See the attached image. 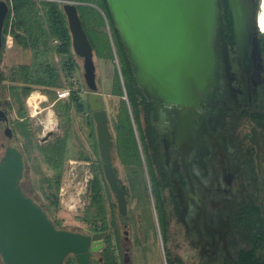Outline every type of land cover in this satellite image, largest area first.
Returning <instances> with one entry per match:
<instances>
[{
  "label": "rangeland",
  "instance_id": "obj_1",
  "mask_svg": "<svg viewBox=\"0 0 264 264\" xmlns=\"http://www.w3.org/2000/svg\"><path fill=\"white\" fill-rule=\"evenodd\" d=\"M67 1L72 2L73 0ZM250 1L255 12V19H257L261 9V0H259L258 5L257 0ZM222 19L224 22V18ZM223 25L224 28L222 29L219 18L213 38L217 68L208 84V89L211 92L210 103L207 106L202 103L197 108L196 118L198 119L206 113L211 116V121L216 122L218 114H220L223 123L227 125V129L230 132H235V138L228 140L230 151L226 152L225 160L216 153V148L210 141L208 145L210 149L206 153V158L208 159L211 172L207 175L206 172L208 171L207 173H209V170H204L202 167L203 161L200 159L199 145L194 144L188 155L184 156L179 146L173 140L170 141L168 136L166 137V135L162 134L166 129V127H163L164 124L170 122V125L173 126L174 120L171 121L168 116L174 117L170 114L175 109L172 106V102L163 101L160 108L161 112H158L159 115L153 110L152 116V123L155 125L157 135L160 136L161 145L164 146L166 151L171 150L170 154H168L169 156H165L164 168H169L172 171L179 167L180 171L185 173L184 163L188 159L191 162L190 168L196 175L194 182H191L186 176L185 185L181 184L180 180L177 179L178 177L174 180V184L177 187L176 195L181 203V210L177 212L176 207L172 204L168 240L171 258L187 259L192 264H217L224 256H229V258L233 259V255H235V248L227 245L225 239L221 246L218 241L220 240L219 238L217 242H213L209 239L210 235H207L202 228L198 229V231L195 230L196 217L201 213L203 207L205 213H201V218L206 216L211 219L214 225L222 223L223 221H220L221 218L225 219L224 222L226 228H228L227 240L232 242L233 246H239L242 243L252 244L255 240L256 230L264 232L262 215L257 210L259 209L260 199H264V183L260 181V173L257 168L256 146L249 140L250 127L256 124L260 129L264 146V121L250 119L247 114L248 111L264 110V55L260 47L255 43L256 38H259V31L262 30L254 20L253 26L250 28L251 42L246 50L247 57L251 59V69L249 71L250 92L248 97L243 89L244 77L241 73L239 62L240 50L237 43L235 42V46L230 40L225 22ZM107 30H109L108 27ZM8 35L6 36L5 47H3L0 58L1 78L10 76L13 66L21 63H30L33 60L31 49H24L16 44L15 41L12 45L8 44ZM11 37L13 36L11 35ZM76 56L80 65L79 76L86 86L80 83L76 72L67 75L66 72L61 70L65 86L57 89L72 88L77 90L78 101L84 104L85 101H88V94L92 89L85 76V59L77 53ZM54 57L58 67H61L58 62L59 56L55 55ZM95 63L97 66L96 79L99 82L97 91L103 94L109 116L110 130L115 139L118 137L121 97L114 95L112 88L116 67L119 68V62L117 58L96 57ZM139 80L145 95L156 102L152 89L141 78ZM5 83H10V81L5 80ZM4 95L2 96L1 94L0 103L7 105V101L11 100L9 91H6ZM68 99H58L57 97L55 101H52L47 94L38 89L34 90L29 96L22 99L25 118H22L18 113L20 105L17 103L13 104V109L9 113L11 115V126L15 127L17 121L27 118L29 123L33 125L35 133L30 141L19 131L16 135L17 146L25 156L24 173L26 174L23 184L27 192L35 196L39 203L48 210L50 218L60 224V228L85 233L99 232L94 229L95 222L93 219L95 218L88 215L94 210V207L90 204L91 192L89 184L94 176L92 168L93 161L96 160L94 138L97 137V133L93 134L92 132L88 110L78 107L76 103L73 104L71 111V141L74 154L65 163L58 201H55L56 190L50 184L53 171L48 168L37 147V143H44L62 133L63 124L55 112V102ZM50 109L54 112L53 123L51 124L52 126L50 125L51 128L45 131L47 113ZM165 114L168 117L165 118ZM0 128L3 130V127ZM126 134V129L124 128L122 135L125 136ZM83 154L89 155L90 158H81L80 155ZM113 157L117 174L123 179L129 190V198H126L127 204L130 206V219L128 221L122 220L119 223L123 252L121 253L119 240L115 232L112 233L109 240L104 237V247L109 244L111 252L116 256V264H168L165 254L166 244H164L162 239L156 211L158 198L155 194H152L147 165H144V168L141 166L132 168L124 165L119 158L115 142ZM227 172L230 173L229 177H227ZM262 184L263 186H261ZM163 196L168 197L169 191L163 190ZM113 199L118 204L116 193H114ZM109 203V198L105 194V205L108 211L110 208ZM193 231H196L197 238L191 240ZM127 236L129 237L128 239L126 238ZM145 236H148L147 241H143V238L146 239ZM98 257H101V252L96 251L92 260ZM0 264H6L1 252ZM65 264H76L75 254L68 255Z\"/></svg>",
  "mask_w": 264,
  "mask_h": 264
},
{
  "label": "water",
  "instance_id": "obj_2",
  "mask_svg": "<svg viewBox=\"0 0 264 264\" xmlns=\"http://www.w3.org/2000/svg\"><path fill=\"white\" fill-rule=\"evenodd\" d=\"M64 1L74 51L85 59V76L92 89L88 105L96 122L105 175L118 197L120 212L126 214V189L114 167V138L106 103L103 94L97 91L93 45L75 1ZM109 3L137 79L141 78L154 92L157 111L163 101L183 108L178 123L182 131L185 120L191 122L197 108L210 103L208 84L217 68L213 38L219 18L224 28L221 0H109ZM229 3L243 60L251 42L250 28L257 19L250 0H229ZM8 11L7 1L0 0V54ZM259 41L257 37L258 47ZM1 87L0 80V97ZM0 119H10L4 109H0ZM12 133L8 125L6 134ZM24 168L20 148L7 146L0 158V252L5 263L65 264L67 256L75 254L76 264H91L94 253L104 247L107 231L85 233L58 227L44 207L23 190Z\"/></svg>",
  "mask_w": 264,
  "mask_h": 264
},
{
  "label": "trees",
  "instance_id": "obj_3",
  "mask_svg": "<svg viewBox=\"0 0 264 264\" xmlns=\"http://www.w3.org/2000/svg\"><path fill=\"white\" fill-rule=\"evenodd\" d=\"M6 1L9 4V11L3 28L4 47L6 36L11 34L16 44L24 49H31L33 60L30 63H21L13 66L10 76L5 78H1L0 72L1 94L3 96L6 91L10 93L9 97L11 100L7 101L5 107L7 113L13 109V104L17 103L20 105L19 115L25 118L22 100L24 97L29 96L31 92L38 89L47 94L52 101H55L58 97L57 88L65 86L61 70L66 72L67 75L76 72L79 76L80 65L73 48V36L68 15L64 8V0ZM73 1L78 7L84 27L93 45L94 60L96 57H110L112 59L117 58L119 62V68L116 67L112 88V93L121 97L118 137L114 139L118 148L119 158L124 165L132 168L139 166L144 168V165H147L148 175L151 180V191L158 198L156 211L162 239L164 244H166L167 263L192 264L186 259L171 258V250L168 245V217L170 215L171 202H175V205H177V202L173 199L175 187L172 178L165 171L161 175L159 173L160 169L164 168V148L156 137L152 123L155 102L145 95L136 77L134 66L126 51L120 31L116 26L109 0ZM258 3L259 0H257V5ZM221 5L230 40L235 45L234 20L229 0H221ZM106 26L110 31L107 30ZM259 36V46L264 55L263 30L259 31ZM55 55L59 56L58 62L61 67H58ZM5 80H9L10 83H5ZM80 83L86 86L82 79H80ZM97 83L99 84V82ZM125 95L126 97H124ZM68 98V100L55 102V112L63 124L62 133L44 143H37L38 150L45 163L53 171L50 184L56 190L55 201L59 200L58 193L62 185L65 163L74 154L71 141V111L74 103L78 107L88 110L92 132L93 134L96 133L95 119L88 101H85L84 104L79 103L78 93L75 89H72ZM261 116L264 118V114ZM124 128L127 133L125 136L122 135ZM18 131L25 135L29 141L35 135L33 125L29 123L27 118L17 121L16 126L13 127L16 146ZM94 139L96 160L93 161L94 176L89 184L91 192L90 204L94 207V210L91 211L90 209L91 212L88 215L95 218L93 219L95 222L94 229L96 231H107L106 239L109 240L113 232L117 234V237L120 236L119 223L122 220L128 221L130 219V206L128 204V211L123 214L120 212L117 202L113 199L115 192L105 175L98 139L97 137ZM80 157L83 159L90 158L86 154L80 155ZM120 179L122 180V187L126 189V197L129 198L127 185L122 178ZM23 180H25V177L21 181V186L28 193ZM163 190H170L168 197L163 196ZM105 194L110 202L109 211L105 205ZM33 197L39 203V200L35 196ZM44 209L48 212L45 207ZM55 223L59 227L60 224ZM145 237L146 239L143 238V241H147L148 236ZM233 248H235L234 253L237 264H264V232L256 230L255 240L252 244L242 243L239 246H233ZM102 254L103 262L94 258L91 264H116V256L111 252L109 246L102 251ZM235 260L224 257L217 264H235Z\"/></svg>",
  "mask_w": 264,
  "mask_h": 264
},
{
  "label": "flooded vegetation",
  "instance_id": "obj_4",
  "mask_svg": "<svg viewBox=\"0 0 264 264\" xmlns=\"http://www.w3.org/2000/svg\"><path fill=\"white\" fill-rule=\"evenodd\" d=\"M259 38H260V36H259ZM234 39H235V42L237 43L236 36ZM2 52H3V50H2ZM1 54H0V58H1ZM239 62H240V66H241V73L243 74V77H244L243 78L244 79V81H243L244 93H245V95L247 94V96L249 97V92H250L249 71L251 69V63H250L251 59L246 57L243 60H241V58H239ZM0 99H1V97H0ZM0 102H1V100H0ZM155 105H156V102H155ZM204 105H206V104H204ZM172 106H174L175 109H173L174 111L171 110L173 113L170 112V114L173 115L174 117H170V115H168V116L171 119V121L174 120L173 126L170 125V122L164 124L163 127L164 128L166 127V129L162 132V134L166 135V137L168 136L170 141L173 140L179 146V148L181 149L184 156L188 155L191 147L194 144L199 145L200 155H201L200 159H202V161H203L202 167L204 168V170L205 169L209 170V164H208V159L206 158V153L209 151L208 149H210L208 146L210 144V141H212L214 147L216 148V153H218L220 155V157L223 160H225L226 155H227L226 152L228 153L230 151V147L228 145V140L235 138L234 137L235 132H230L227 129V125L225 123H223V120L221 119V115L218 114L216 122H213V121H211V116H209L206 113L197 119L196 118V112H195V114L191 117V120H190L191 122L188 123V119L185 120V122L183 123V126H182V131H180L178 123H179L180 117L182 115L183 108L176 103H172ZM5 107H6V105L0 103V109L5 110ZM186 109H187V107H185V110ZM154 111L156 113L161 112V110L157 111L155 109V106H154ZM9 113L10 112H8V116L10 118L9 121L4 120V119H0V127H3V130H2V128H0V158H2V156L4 155L7 146L16 145L15 133L13 132L11 136L6 134L7 126L9 125L10 127H12L11 126V115ZM159 113H158V115H159ZM247 114H248L250 119H253L255 121H264V118H262V116H261L264 114V110L248 111ZM168 116L165 114V118ZM153 126H154V132L156 134V137L159 140V142H161L160 136H158L156 133L155 125L153 124ZM12 129H13V127H12ZM182 137H184V139H182ZM249 140L251 143H253L256 146L257 168H258V172L260 173V181L264 183V157H263L264 156V154H263L264 146H263V143L261 140L260 129L256 124H253L250 127V138H249ZM258 143H260V146H261L260 152L258 150ZM185 147H186V150H185ZM163 148H164V146H163ZM167 151H168V153H167ZM167 151L164 148V166H165V162H166L165 156H169L168 154H170L171 150H167ZM190 164H191L190 160L186 159L185 163H184L185 173H182L180 171L179 167H177L179 170L177 168H175L172 171L169 168H163V169H160L159 173L161 175L165 171L172 178L173 183L175 182L174 180L178 177L177 179L180 180L181 184L185 185L186 184V176L191 182L192 181L194 182V179L196 178V175L194 174V172H192V168H190L191 167ZM207 172H206V174L209 175L211 171L209 170V173H207ZM25 174H24L23 178L25 177ZM227 174H228L227 177H229L230 173L227 172ZM182 180H183V182H182ZM261 186H263V184ZM174 187H175V192H174L173 199L177 202V205H175L174 204L175 202L173 203V201L171 203L174 204V206L176 207V211L179 212L181 210V203H180V201L176 195L177 194L176 193V188H177L176 184H174ZM168 191H170V190H168ZM26 194L28 196H31L28 193H26ZM127 194L129 195L128 190H127ZM170 194H171V192H170ZM31 197L35 200V198L33 196H31ZM128 201H129V199H128ZM259 202H260V205H259V209H257V210L261 213L262 219L264 222V211H263L264 210V199L261 198ZM172 204H170V215L168 217V225H169V218H171ZM203 208L201 210L202 214L205 213V209H203ZM201 213L196 217L195 230L198 231V229L200 230L202 228V230L204 232L206 231L207 235H210L209 239H211V241L217 242V239L219 238L220 240H218V241L221 243V246H222L223 245L222 242L225 239L227 245H230L231 247H233L234 244L227 240L228 228H226V225L224 222L225 219L221 218L220 221H223V222L219 223V225L218 224L214 225L212 223L211 219L207 218L206 216L204 218H201V216H202ZM214 232H216V233H214ZM120 234H121V231H120ZM117 238L119 240V246L121 248V253H122L123 249H122V243L120 241V236ZM126 238L128 239L129 237L127 236ZM196 238H197V233H196V231H193L191 233V240L196 239ZM108 245L106 247H103L102 249L98 250L99 252H101V257H98L97 259L100 260L101 262H103L102 259L104 260L102 251L105 250V248H107ZM104 246H105V241H104ZM232 255H233V253H232ZM224 257H227V256H224ZM228 258H229V256H228ZM235 258H236V256L233 255V260H235ZM229 259H231V258H229Z\"/></svg>",
  "mask_w": 264,
  "mask_h": 264
},
{
  "label": "bare ground",
  "instance_id": "obj_5",
  "mask_svg": "<svg viewBox=\"0 0 264 264\" xmlns=\"http://www.w3.org/2000/svg\"><path fill=\"white\" fill-rule=\"evenodd\" d=\"M257 23H258V26L260 27V29L264 31V0H261V9H260L258 16H257ZM13 42H14L13 37H11V35H8V44L12 45ZM149 79H151V76H149ZM53 115H54V112H53V110L50 109L47 113V119L45 122L46 123L45 131L47 129L51 128L50 125L53 123ZM185 150H186V147H185Z\"/></svg>",
  "mask_w": 264,
  "mask_h": 264
},
{
  "label": "built area",
  "instance_id": "obj_6",
  "mask_svg": "<svg viewBox=\"0 0 264 264\" xmlns=\"http://www.w3.org/2000/svg\"><path fill=\"white\" fill-rule=\"evenodd\" d=\"M72 88L57 89L58 99L68 98L71 94Z\"/></svg>",
  "mask_w": 264,
  "mask_h": 264
},
{
  "label": "crops",
  "instance_id": "obj_7",
  "mask_svg": "<svg viewBox=\"0 0 264 264\" xmlns=\"http://www.w3.org/2000/svg\"><path fill=\"white\" fill-rule=\"evenodd\" d=\"M235 264H237L236 260H235Z\"/></svg>",
  "mask_w": 264,
  "mask_h": 264
}]
</instances>
